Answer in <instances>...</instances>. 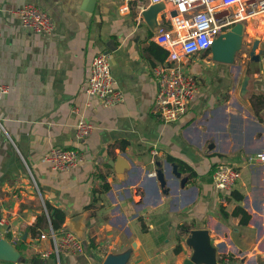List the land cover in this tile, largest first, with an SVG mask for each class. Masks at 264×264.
<instances>
[{
	"label": "crops",
	"instance_id": "crops-1",
	"mask_svg": "<svg viewBox=\"0 0 264 264\" xmlns=\"http://www.w3.org/2000/svg\"><path fill=\"white\" fill-rule=\"evenodd\" d=\"M26 2L50 13L51 35L23 25L16 9ZM171 9L151 0H0V82L9 85L0 100V237L12 243L14 232L26 239L28 258L52 248L50 238L28 229L43 212L36 188L66 212L64 226L83 215L86 251L62 253L61 264H102L108 254L123 252L126 264H184L194 253L191 230L200 228L217 264H264V164L247 162L249 154L264 152V53L254 60L249 49L257 38L256 53L264 48V11L244 21L234 62L213 60L212 52L182 57L191 58L188 70L199 76V90L188 112L164 122L153 111L151 70L168 55L154 35ZM101 51L110 55L124 93L115 106L85 91ZM82 119L95 128L78 139ZM53 146L76 147L84 159L52 170L44 156ZM165 159L190 173L184 187L174 177L160 185L155 162ZM223 161L238 165L232 190L241 200L214 188L212 173ZM238 206L251 215L247 223L233 214ZM21 258H0V264H23Z\"/></svg>",
	"mask_w": 264,
	"mask_h": 264
},
{
	"label": "built area",
	"instance_id": "built-area-1",
	"mask_svg": "<svg viewBox=\"0 0 264 264\" xmlns=\"http://www.w3.org/2000/svg\"><path fill=\"white\" fill-rule=\"evenodd\" d=\"M172 5L167 22L160 24L154 40L168 51L167 58L152 66V75L157 85L153 111L164 122H174L188 112L200 86L197 74L188 70L182 56L193 57L210 50L213 42L237 22H243L251 14L264 11V0H151ZM24 26L51 35L55 23L50 13L41 6L26 2L16 9ZM180 50V51H179ZM9 91V85L0 82V100ZM88 96L97 98L104 106H115L123 101L124 93L116 85L111 69L110 55L104 51L97 53L91 64V71L85 88ZM0 127L3 123L0 118ZM95 126L88 120H80L76 126V137L84 139ZM153 153L157 154L156 148ZM83 153L76 147L53 146L44 160L55 171L70 169L80 164ZM247 162L264 164V152L248 155ZM238 165L231 161L219 162L213 170L214 188L221 193L232 190L238 180ZM43 212L48 228L37 235L50 238L52 248L44 250L46 257L55 253L83 254L86 251L83 240L72 230L62 225L56 230L51 223L46 201L43 199ZM20 235L11 233V241L18 244ZM30 264V263H23Z\"/></svg>",
	"mask_w": 264,
	"mask_h": 264
},
{
	"label": "water",
	"instance_id": "water-1",
	"mask_svg": "<svg viewBox=\"0 0 264 264\" xmlns=\"http://www.w3.org/2000/svg\"><path fill=\"white\" fill-rule=\"evenodd\" d=\"M164 3V2H158ZM172 15L176 14V10L171 12ZM244 34V23L237 22L232 28L222 33L213 42L210 51L212 52V59L224 63H232L235 58V51L240 49L242 42V36ZM259 39L255 40L250 50L251 58L259 60L261 54L264 53V48H260L256 53ZM249 76H246L243 82V88H247ZM155 177L159 180L160 185L165 187L168 183V178L174 177L176 183H180L181 187H184L190 178V173L183 174V171L179 169L178 163L165 159V162L157 160L155 162ZM83 218L82 214H77L70 217L67 220V228L74 231L82 240L84 238V230L80 222ZM1 220V212H0ZM25 237V235H24ZM84 242V240H83ZM189 242L194 248V253L191 258L185 260L184 264H200L202 262L206 264H217L214 249L210 246L209 237L206 229H193L191 230V236ZM85 244V242H84ZM20 251L16 245L12 244L8 239L0 237V258L8 260H19ZM129 258L128 252L119 254H108L102 264H126ZM22 259V258H21Z\"/></svg>",
	"mask_w": 264,
	"mask_h": 264
},
{
	"label": "trees",
	"instance_id": "trees-1",
	"mask_svg": "<svg viewBox=\"0 0 264 264\" xmlns=\"http://www.w3.org/2000/svg\"><path fill=\"white\" fill-rule=\"evenodd\" d=\"M216 166V165H215ZM188 169V168H186ZM100 177L104 179V176L100 174ZM110 188L108 182H103L101 191H106ZM231 197L234 196L237 200H241L244 195H242L239 192H236L235 190H231ZM46 206L49 210V214L51 217V223L52 226L56 230H60L62 228L63 223L66 221V212L63 211L61 208L51 205L50 203L46 202ZM224 207V206H223ZM225 214L228 215V213L223 210ZM233 214H242L241 221L243 223H247L251 217V215L242 207L238 206L234 209ZM47 223V218L45 215V212H42L36 220V223L34 225L29 226V231L33 236H37V234L40 233V231L43 228V225ZM45 226V225H44ZM28 245L26 244V239H21V241L17 244V248L21 252L22 259L21 261L23 263H30V264H61V256L60 254L59 258H57L55 253H50L48 256L44 257L40 253H32L31 256L28 258L26 255V248ZM175 250L178 252L181 250V246L177 245ZM26 257V258H25ZM221 262L224 263V257H221Z\"/></svg>",
	"mask_w": 264,
	"mask_h": 264
},
{
	"label": "rangeland",
	"instance_id": "rangeland-1",
	"mask_svg": "<svg viewBox=\"0 0 264 264\" xmlns=\"http://www.w3.org/2000/svg\"><path fill=\"white\" fill-rule=\"evenodd\" d=\"M263 31V28H262V30H260V32H262ZM258 39V38H257ZM256 39V40H257ZM253 43H254V41H252L251 42V47L249 48L250 50H251V48H252V45H253ZM183 57V56H182ZM183 59V58H182ZM184 60V59H183ZM189 61L188 62H186L185 63V66H186V68H188V66H190V64L192 63V60H191V58H189L188 59ZM189 69V68H188ZM34 195L36 196V199L38 200V202H39V205L38 206H40L41 207V205L43 206V197H42V194L38 191V189H34ZM42 203V204H41ZM30 206H31V208H32V206H33V202H30ZM39 207V208H40ZM44 224V223H43ZM45 225V224H44ZM44 225H43V227H44Z\"/></svg>",
	"mask_w": 264,
	"mask_h": 264
},
{
	"label": "bare ground",
	"instance_id": "bare-ground-1",
	"mask_svg": "<svg viewBox=\"0 0 264 264\" xmlns=\"http://www.w3.org/2000/svg\"><path fill=\"white\" fill-rule=\"evenodd\" d=\"M261 17H262V16H261ZM260 23H261L260 28H263V27H264V20H262ZM249 29L252 30V29H254V27L251 25V26L249 27Z\"/></svg>",
	"mask_w": 264,
	"mask_h": 264
},
{
	"label": "flooded vegetation",
	"instance_id": "flooded-vegetation-1",
	"mask_svg": "<svg viewBox=\"0 0 264 264\" xmlns=\"http://www.w3.org/2000/svg\"><path fill=\"white\" fill-rule=\"evenodd\" d=\"M208 52H211V51L209 50V51L205 52V55L209 54Z\"/></svg>",
	"mask_w": 264,
	"mask_h": 264
}]
</instances>
